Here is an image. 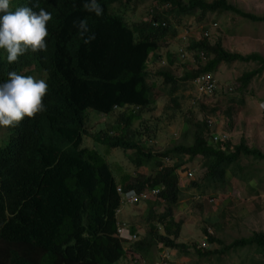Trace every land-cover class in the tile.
I'll return each instance as SVG.
<instances>
[{
  "label": "trees",
  "instance_id": "1",
  "mask_svg": "<svg viewBox=\"0 0 264 264\" xmlns=\"http://www.w3.org/2000/svg\"><path fill=\"white\" fill-rule=\"evenodd\" d=\"M28 1L51 10L62 20L58 28L70 34L68 43H50L42 52V66L50 85L45 110L51 107L50 103L69 107L66 116L68 125L58 128L59 140L56 141L34 142L29 146L27 141L15 139L11 144H4L5 147L0 146V159L5 156L14 161L11 170L7 164L0 162V179L3 178V183H0V264H120L133 252L151 263L156 258L152 251L157 250L158 254L160 243L171 248L187 247L184 242L176 241L182 230V222L176 221L173 215L176 197L164 193L169 200L168 210L159 218L166 235L154 224L145 237L133 242L128 251L115 233L118 222L116 210L120 204L117 186L121 183L126 184V189L133 187L128 182L131 175L123 174L118 182L110 164L98 149L78 152L72 149L76 148V144L72 143L84 126V122L80 125L79 122L81 117L84 121L87 107L108 112L118 106L124 129L127 131L130 128L131 133L120 138L104 135L101 131L95 134L96 139L108 147L132 148L136 152L132 162L137 167L149 165L152 161L153 169H158L162 161H153L154 154L142 146V138L153 136L154 132L150 128L145 132L134 131L131 126L141 112L154 103L147 81L149 64L162 58V43L175 33L171 19L193 15L196 11H199L200 19L211 12H232L251 21L264 22V15L247 12L230 0H158L167 3V7L161 11L152 9L148 15L153 20L166 21L167 25L154 28L145 19L129 21L122 11L126 8L125 3H130V6L138 0H98L103 8L99 17L83 8V0ZM79 20H84L90 31L95 33V39L88 44L83 42L73 26V21ZM187 29L192 31L190 25ZM205 32L208 34L205 35ZM201 35L200 38L190 39L183 48L184 58L191 54L199 60L198 51L203 50L208 56L205 65L196 70H186L181 76L168 66L157 69L156 73L163 77V81L173 85L172 92L177 90L176 85L180 82L204 72L215 73L222 62L241 61L258 65L238 78L242 87H247L256 75L264 71L262 54L232 52L220 39L211 42L209 28H204ZM166 57L170 64L174 63L173 53L168 51ZM12 67L22 69L26 64L19 61ZM76 90H80L78 99L61 102V93L69 94ZM230 99L244 102L243 97L237 99L231 96ZM135 105L139 107L136 113L132 111ZM178 106L176 97L174 108ZM200 107L204 109L205 105ZM40 122L39 117L33 119L37 130ZM193 123L194 142L191 145L176 144L166 152L190 158L202 156L207 169L206 183L223 185L229 174L239 176L237 170L242 168L243 157L264 164V150L249 144L245 135L238 143H212L208 138V123L202 120ZM27 131L26 125L20 128L23 135ZM178 167L164 168L155 178L149 177L147 182L155 185L165 177L174 183ZM141 177L137 175V179ZM223 209L225 203L204 214L203 219L214 220L206 223L217 229ZM135 230L132 227V231ZM204 232L210 243H218L221 248L204 249V252L197 249L200 254L220 253L233 257V251L249 247L258 252L249 257L241 256V264H254L257 256L260 259L257 261H264V231H253L228 244L207 229ZM237 256L240 257L239 254Z\"/></svg>",
  "mask_w": 264,
  "mask_h": 264
},
{
  "label": "rangeland",
  "instance_id": "2",
  "mask_svg": "<svg viewBox=\"0 0 264 264\" xmlns=\"http://www.w3.org/2000/svg\"><path fill=\"white\" fill-rule=\"evenodd\" d=\"M230 1L237 3L247 12L264 15V0ZM152 8L161 11L166 8V4L162 5L158 0H138L122 11L129 21H135L137 18L148 19L150 17L148 13ZM198 12L193 15H182L180 19L172 18L175 33L162 43L160 55L163 64H168L166 53L168 51L173 53L175 61L172 69L176 70L178 76L190 70L193 65V55L188 54L186 58L179 57L180 48L186 47L193 36L200 38L204 28L210 29L211 42L220 39L225 48L232 52L242 54L258 52L264 56V22L251 21L232 12H211L200 19ZM189 25L192 31L187 29ZM257 66L241 61L222 62L215 72L219 84L217 92L200 99L197 98L190 82L176 85L177 90L172 95L170 84H165L162 78L150 76L149 81L154 83V92L160 96L156 103L143 112L141 119L133 122L131 128L135 131L148 127L154 134L156 131L157 137L150 139L157 140L158 143H154L155 148L164 150L172 144L175 145L176 142L191 143L193 122L213 119L216 130L227 132L233 143H238L245 135L249 144L257 145L264 150V71L256 75L247 87H242L238 82V78L245 71ZM231 96H236L237 99L243 97L244 102L231 101ZM173 97L178 98L177 109L174 108ZM201 103L205 105L204 109L200 107ZM88 111L97 112L93 109ZM101 119L107 123L119 122L117 115L103 118L101 115L91 114L89 127L95 130ZM3 139L4 137L0 136V144L3 143ZM89 143L92 144V141L90 140ZM134 158L136 154L133 150H124L120 147L110 148L106 154V159L118 180L123 174H130L133 180L142 173L144 174L142 176L152 174L150 169L152 165L138 168L132 162ZM182 158L185 164L180 168L182 169L179 174L180 181L186 185L188 192L181 197L183 201L180 200L176 215L184 221L183 231L186 233L184 241H187V244H201L206 241L203 233L205 228L215 232L227 244L253 231H264V164L243 157L242 168L237 170L239 176L229 174L225 184L207 185L203 181L206 172L203 159L197 157L193 161H188L187 157L182 156ZM156 203L164 206L162 201L158 200ZM223 203L225 209L221 211V222L217 229H213L205 222H214V220L208 218L204 220L203 215L208 214L210 210L215 211ZM138 205H122L121 218L129 225L134 224L139 230L147 232L149 221L145 218L154 206L146 204L145 208L141 209ZM130 209L131 211L137 209V214H142V217L134 218L130 214ZM209 244L212 246L211 249L221 248L217 243ZM257 252L255 248L248 247L233 251V257L222 256L220 253L201 257L189 247L187 251L180 250L179 254L174 253V259L175 264H241V256L249 257ZM257 258L260 260L259 256ZM257 260L255 259L254 264H264V261ZM127 264L137 263L131 258L127 260Z\"/></svg>",
  "mask_w": 264,
  "mask_h": 264
},
{
  "label": "clouds",
  "instance_id": "3",
  "mask_svg": "<svg viewBox=\"0 0 264 264\" xmlns=\"http://www.w3.org/2000/svg\"><path fill=\"white\" fill-rule=\"evenodd\" d=\"M129 4L130 3L126 5L125 3L126 8L129 6ZM161 4H166V7L168 5L167 3ZM83 8L88 12L94 13L97 17L103 14V8L101 7L98 0H83ZM113 9L115 12H117V9L114 6ZM60 21L62 20L47 7H37L35 5H32V3H30L28 0H0V136L4 137L3 143L0 144V146H4V144L6 143L11 144L15 139L25 140L28 142L29 146L30 143L33 144L34 142L48 143L56 141L59 140L57 136L58 128L60 126L68 125L66 116L69 114V107L59 106L58 104L52 105L50 103L51 107L45 110V98L48 99L50 95V85L47 72L42 66V52L49 46L50 43H60L64 45L70 40V34L64 33L58 28V24ZM145 21L151 22L150 24L154 28L167 25L166 21L159 22L151 19L150 17L148 19H145ZM73 26L78 30L79 35L81 36L85 44H88L95 39V33L90 31L89 25L84 20L73 21ZM207 34L208 33L205 32V35ZM193 38L196 39V37L194 36ZM183 48L184 47L180 48L179 50L178 55L180 58H184L186 56ZM198 54L199 60L196 57H193V65L190 69L196 70L200 65H205L207 63V54L203 50L198 51ZM19 61H24L26 67L22 69H19L18 67H12V65L18 63ZM163 63V59L160 58L149 64L150 72H148L147 81L149 87L152 89L154 103L157 102V98L160 95L155 94L154 83L149 81V77L152 76L153 78H162L163 80V77L159 76L156 73L157 69L159 67L167 66L172 69V66L174 64H170L169 60L168 64ZM150 67H152V69L154 70H152ZM202 76L211 77L213 88L210 91L200 90L198 81ZM163 82L165 84H169L165 81ZM188 82H190L195 89L198 99L212 96L217 92L219 88L217 76L213 72L201 73L191 80L183 81L178 84H186ZM170 85L173 88V85ZM175 92L171 91V94L173 95ZM79 95L80 90H76L69 94L61 93V102H65L68 99H78ZM175 98L176 97H173L172 99L173 104ZM149 108L145 109L144 111L148 110ZM88 109L95 110L91 107H87L84 110V121L81 117L79 122V125L80 123L84 122V126L78 132L74 139V142L72 143V145L76 144V148L74 149L72 147V149L77 150L78 152L98 149L102 153V156L106 159V154H108L110 148H116L120 146L108 147L100 140H97L95 134L102 131L104 135L109 134L111 136H118L122 138L130 134L131 129L129 128L127 131H125L124 124H122L124 120L121 117V111L118 106H114V108L108 112H99L97 110H95L97 112H93L88 111ZM132 111L136 113L137 111H139V107L135 105L134 107H132ZM143 112H141V116L137 117L134 121L141 119ZM91 114L101 115L103 118L117 115V117L119 118V122L107 123L101 119L98 122V126L95 128V130H92V128L89 127ZM36 117H39L41 119L39 130H37L36 126L33 124V119H35ZM202 121H206L208 123L209 128L207 131L208 138L210 139L209 141H211L212 143L231 141L227 132L216 130V124L213 119H202ZM23 125H26L28 128V131L25 135L20 132V128ZM147 128L148 127H146L144 130L140 129V132H145ZM154 135L145 139L142 138V146L143 148H145L144 150H151L152 154H154V156L152 157L153 161H162V164L158 169H153L154 165L151 161L149 165H152V167L150 168L152 169V174L143 176L141 177V179L136 178L135 180L131 179L130 177V180L128 182H130L131 185H134L131 188L126 189V184L118 183L117 192L120 196V204L116 210V218L118 222L115 236L119 238L120 242L129 251V247L133 244V242L141 240L143 237H145L151 226L154 224L162 234L166 235V231L163 228L164 225L159 217L163 215V213H166V211L168 210L169 200L164 196V193H168L176 197V203L173 207V215L176 221L182 222V230L180 231L179 237L176 238V241L184 242L187 247L171 248L163 246V244L159 242L160 250L158 254L156 252L157 250L152 251V253L156 255V258L151 263H149L143 256H140L137 253L133 252L128 256L126 260L122 259L120 261V264H127V260L131 258H134V262H136L137 264H139L140 262L141 264H175L174 253L179 254L180 250L187 251L190 247L195 250L197 255L201 257H207L212 254H207L206 256L205 253L200 254L197 249H200L201 251L203 250V252L205 251L204 249H209V251L218 249H211L212 246H210L209 244L210 241H207L208 239L206 237H204L206 241L204 240L201 244H187V241H184V236L186 234L183 231L184 221L182 219H179L180 216L177 217L176 215L178 209L177 207L180 203L181 197L183 196V194H186L188 192L186 185L180 181L179 175L182 171V169L180 168L185 164L184 159L182 158V156L184 155H177L174 152H166V150L174 146L173 144L164 150H161V148H155V144L158 143L157 140L150 139L151 137L156 138L157 132L156 136ZM191 137L193 139L191 143L176 142L175 145H191L194 142L193 128L191 129ZM90 140L92 141V144L89 143ZM122 149L133 150V152H135L132 148ZM185 157H187L188 161H193L197 157H201V159H203L204 161V158L200 155L193 158H190L187 155H185ZM106 161L108 162L107 159ZM0 162L7 164L9 166V170H11L14 163L11 158L5 156L1 157ZM177 165L179 167L175 169L177 178L174 183H170V180L165 177L159 180V182L155 185H151L147 182L149 180V177L155 178L158 172L162 171L164 168L176 167ZM204 168L206 169L205 161ZM142 175L144 174L142 173ZM114 176L119 182L117 176L115 175V172ZM0 183H3V178L0 179ZM206 184L214 185L216 183L208 182ZM158 200L162 201L165 207L157 204L156 201ZM124 204H131L134 206L141 204L138 205V207L141 209H144L146 204L154 206L153 209L149 211L148 216L145 218L149 221V229L147 232L139 230V228H137V226L134 224L129 225L125 220L121 218V213L123 214V212H121V206ZM0 206L2 205L0 204ZM129 211H131V209ZM130 214H132L131 216H134V218L136 217L137 219L142 217V214H137V209L132 210ZM210 226L212 228V225ZM132 227H135V232L132 231ZM203 233L205 235V232ZM210 233L215 234V232ZM170 237L173 239L175 238L174 235H171Z\"/></svg>",
  "mask_w": 264,
  "mask_h": 264
},
{
  "label": "built area",
  "instance_id": "4",
  "mask_svg": "<svg viewBox=\"0 0 264 264\" xmlns=\"http://www.w3.org/2000/svg\"><path fill=\"white\" fill-rule=\"evenodd\" d=\"M198 85L201 91H210L213 88V83L211 82L210 76H202L198 81Z\"/></svg>",
  "mask_w": 264,
  "mask_h": 264
}]
</instances>
